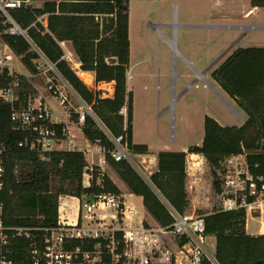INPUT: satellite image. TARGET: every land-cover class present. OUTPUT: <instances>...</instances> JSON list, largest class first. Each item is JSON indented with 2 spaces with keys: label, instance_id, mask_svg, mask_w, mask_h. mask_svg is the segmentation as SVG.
I'll list each match as a JSON object with an SVG mask.
<instances>
[{
  "label": "trees",
  "instance_id": "1",
  "mask_svg": "<svg viewBox=\"0 0 264 264\" xmlns=\"http://www.w3.org/2000/svg\"><path fill=\"white\" fill-rule=\"evenodd\" d=\"M13 1V0H4ZM23 5L7 7L17 26L25 32L12 34L15 25L0 11V34L3 42L21 58L27 70L39 74L40 54L55 65L72 89L88 104L108 133L123 136L128 151L150 154L147 144L134 143L132 136L133 103L127 87L126 74L130 63L129 1L130 0H20ZM253 7L264 6V0H252ZM31 4V5H30ZM70 41L81 63L82 71L95 73V82L114 81V93L103 97L101 91L90 89L80 79L71 63L65 59L60 42ZM50 72V71H49ZM51 74V72H50ZM211 77L242 112L244 120L237 125H224L216 118H204V138L200 145L184 150H161L156 153L157 168L147 181L123 159L115 161L109 153L114 144L91 115L86 116L82 132L91 143H100L105 158L130 191L142 197L147 212L161 225L174 222L170 205L184 215L191 206L187 189V155L204 157L212 175V190L221 192L222 160L243 151L255 173H264V46L238 47L211 72ZM16 89L15 108L34 97L29 79L20 74ZM8 82L6 73L0 76V86ZM127 104V127L120 108ZM12 107L0 100V144L4 167L0 200L4 206V223L9 226L50 227L57 224L61 199L67 196H96L101 193L121 194L114 181L99 166L89 168L82 150L54 149L48 158L20 145L28 137L26 131L15 128ZM73 120L77 114L72 111ZM64 124H58L61 128ZM258 163V167L255 164ZM91 173V185L84 184ZM99 180V182H98ZM161 193L162 198L157 194ZM205 232L215 237V258L219 264H264V234L251 235L245 229L243 210L224 211L214 207L201 213ZM31 241L18 239L11 258L15 262L29 259ZM203 264H211L205 261Z\"/></svg>",
  "mask_w": 264,
  "mask_h": 264
},
{
  "label": "built area",
  "instance_id": "2",
  "mask_svg": "<svg viewBox=\"0 0 264 264\" xmlns=\"http://www.w3.org/2000/svg\"><path fill=\"white\" fill-rule=\"evenodd\" d=\"M20 0H0V11L13 23L7 12V7L20 6ZM252 13L248 11L246 15ZM9 33L17 31V24ZM262 29L264 26L254 24L249 29ZM6 47H8L5 44ZM43 59L44 56L40 54ZM12 57H0V76L7 75L8 82L0 86V100L8 102L13 110L12 120L15 128L26 131L29 135L20 145H26L30 150L38 153L42 160L48 158V153L54 150V144L64 141L71 143L80 150L75 143L74 126L82 130L87 115H91L98 125L105 127L88 105L77 93L72 92L70 84L57 71L54 64L47 63L56 75L44 72L47 90L52 93L61 106V113L67 121L52 120L53 109L41 96L29 97L25 105L15 108L17 99L16 89L19 86V71L13 63ZM44 60H46L44 58ZM40 70V64L36 63ZM57 76V77H56ZM127 82L132 75L126 74ZM96 83V82H95ZM88 84V83H86ZM97 84V83H96ZM104 97H110L114 81L100 82L97 85ZM92 85V81L89 84ZM72 111L77 114L73 120ZM119 114L124 117V129L127 127L128 106L124 104ZM239 123L244 117L237 114ZM63 123L61 128L57 125ZM73 123V124H71ZM114 144L109 150L115 161L127 159L128 144L123 136L117 138L104 130ZM1 139V138H0ZM86 139V138H85ZM87 142H90L86 139ZM91 143V142H90ZM93 150L84 149L85 154H100L97 164L93 165L102 170L108 163L105 158L106 150L100 143H92ZM5 147L0 144V188L3 185L4 167L2 153ZM133 163V162H132ZM197 164V165H193ZM200 166L199 162L188 164V168ZM258 163L255 167H258ZM221 192L218 197V208L224 211L243 210L245 212V229L247 232L248 219L253 220L258 227L254 236L264 234V173H255L247 160V153L243 151L225 157L221 162L219 172ZM92 175L86 173L84 184L91 185ZM99 182V180H98ZM69 197V196H67ZM76 198L77 203L70 204L61 199L57 224L50 227L9 226L4 223V206L0 200V264H219L215 258V250H210V242L205 232V221L201 214L180 215L168 203L174 222L161 225L150 215H139L134 206L129 204L121 194L101 193L96 196L83 195ZM149 214V213H148ZM249 234V233H248ZM252 235V234H251ZM18 239L31 241L29 259L15 262L11 255L14 243Z\"/></svg>",
  "mask_w": 264,
  "mask_h": 264
},
{
  "label": "rangeland",
  "instance_id": "3",
  "mask_svg": "<svg viewBox=\"0 0 264 264\" xmlns=\"http://www.w3.org/2000/svg\"><path fill=\"white\" fill-rule=\"evenodd\" d=\"M43 1L38 0L32 4L40 6ZM250 9L253 12L246 15ZM252 24L264 26V6L253 7L252 0L129 1V68L132 80L127 82V87L133 103L134 143L147 144L155 154L161 150H185L191 145L202 143L206 115L229 125L240 124L237 114L243 117L242 112L214 82L211 72L237 47L264 46V30L257 28L247 31L243 28ZM173 40L175 43L172 47L169 42ZM237 40L235 46H232ZM5 55L12 57L10 63L14 64L20 74H30L26 77L34 89V96L43 97L50 105L53 109L52 120L67 121L68 118L61 113L58 100L46 87L44 72L49 71V62L44 58L40 59V73H30L21 58L5 46L0 34V57ZM194 69L204 74L205 79L233 109L204 81L195 79ZM54 71L50 70V75H56ZM198 77L203 79L202 74ZM72 130L80 150L90 149L92 144L85 140L82 130L76 126ZM53 148L76 149L67 141L54 144ZM129 156L132 165L149 181V171L152 172L154 168L146 170L138 154L129 152ZM149 160L151 158H147L144 165H149ZM96 161L97 158H92L89 154V162ZM200 161L199 158H193L189 160V165ZM194 167L199 178V193L208 203V208L197 206L194 202L197 194H194V189L193 192L189 190L191 206L186 214L210 212L219 203L211 187L210 168L205 159L200 162L199 168ZM109 174L124 199L135 207L140 217L150 216L142 197L132 193L116 172ZM196 176H188L189 185H195L192 181ZM65 198L70 204L77 203L76 198ZM257 231V224L248 219L247 233L255 235ZM209 242L210 250L214 251L215 238L210 237Z\"/></svg>",
  "mask_w": 264,
  "mask_h": 264
},
{
  "label": "crops",
  "instance_id": "4",
  "mask_svg": "<svg viewBox=\"0 0 264 264\" xmlns=\"http://www.w3.org/2000/svg\"><path fill=\"white\" fill-rule=\"evenodd\" d=\"M220 2V1H219ZM218 2V3H219ZM250 10H252V12H253V9H250ZM244 29L246 28L247 29V27H243ZM245 29V30H246ZM248 31V30H247ZM238 42V40L237 41H235L234 43H232V46H235V44ZM60 45L62 46V48H63V50H64V53H65V55H64V57H65V59H67L70 63L72 62V65H71V67L74 69V71L77 73V75L80 77V79L82 80V81H84V79H83V77L81 76V74H83V73H86V74H89L92 78H91V80H92V85L90 86L89 84H86V82L84 81V83H85V85L87 86V87H89L90 89H94V90H96L97 91V89L99 88H102L104 85H102V84H100V85H97L96 83H95V73L94 72H92V71H82V69H81V63L79 62V59H78V57H77V55L75 54V52H74V49H73V47H72V44H71V42L70 41H63V42H60ZM238 48V47H237ZM236 49V48H235ZM234 49V50H235ZM195 70V69H194ZM31 73V72H30ZM128 73L130 74V68L128 69ZM26 76H30V74L29 73H24ZM33 74V73H32ZM200 74H202L203 75V79H201L200 77H198ZM195 79L198 81V80H201V81H204L205 82V85H207V86H209V87H211L217 94H218V96H220V98L226 103V104H228L229 105V103L225 100V98L221 95V94H219V92L205 79V77H204V74L203 73H200L199 71H197V70H195ZM132 80V79H131ZM129 82V81H128ZM215 82V81H214ZM208 83V84H207ZM216 83V82H215ZM217 84V83H216ZM204 85V86H205ZM219 87V86H218ZM220 88V87H219ZM73 90V89H72ZM100 91V90H99ZM111 91H112V94H111V96L113 95V93H114V88H113V90L111 89ZM75 92V91H74ZM76 93V92H75ZM101 95H102V92H101ZM103 96V95H102ZM104 97V96H103ZM233 101V100H232ZM230 106V105H229ZM231 107V106H230ZM231 109H233L232 107H231ZM217 119V118H216ZM218 120V119H217ZM220 123H222V124H224V125H229V124H226V123H224V122H221L220 120H218ZM235 125H237V124H235ZM86 140V139H85ZM92 144V143H91ZM90 148V147H89ZM93 148H94V145L92 144V146H91V150H93ZM149 150H150V148H149ZM187 150V148L184 150V151H186ZM150 154H138L139 156H140V160H141V164L143 165V167L146 169V170H148V168H154V170L153 171H155L156 170V168H157V159H156V154L155 153H153V151L152 150H150ZM89 154L92 156V158H97V161H98V158L100 157V154H97V153H94V154H91V153H87L86 154V157H87V160H88V162H89ZM142 158V159H141ZM147 158H151V160H149L151 163L149 164V165H144V161L145 160H147ZM193 158H199L201 161L200 162H202V161H204V157L202 156V155H199V154H188L187 155V161H188V164H189V160H193ZM97 161L94 163V164H97ZM199 162V163H200ZM92 163V162H91ZM90 162H89V164H91ZM196 168H194L193 169V167L192 168H188V166H187V171H188V176L189 177H192L193 175H195L196 176ZM102 171L103 172H105L111 179H112V177L110 176V174H109V172H115V170L110 166V164L109 163H107L104 167H103V169H102ZM152 171V172H153ZM151 171H149V173L151 174L152 173ZM198 177L196 176L195 177V180L194 181H192V182H195V185L194 184H191L190 183V185H189V180L187 181L188 183H187V185H188V187H187V189H188V193H189V190L191 191L192 190V192H193V189H194V194H197L196 196H195V198H194V202L197 204V206H199V207H201V208H208V203L205 201V199L201 196V193H199L200 192V189H199V187H198ZM113 180V179H112ZM114 181V180H113ZM195 206V205H194ZM210 237H213V236H210ZM215 238V237H214ZM215 243H216V240H215ZM215 248V247H214Z\"/></svg>",
  "mask_w": 264,
  "mask_h": 264
},
{
  "label": "bare ground",
  "instance_id": "5",
  "mask_svg": "<svg viewBox=\"0 0 264 264\" xmlns=\"http://www.w3.org/2000/svg\"><path fill=\"white\" fill-rule=\"evenodd\" d=\"M17 30L19 31V29L17 28ZM170 43V45L173 47L174 46V40L173 41H170L169 42ZM81 76L83 77V79H84V81L86 82V83H88V84H90L91 83V76L89 75V74H86V73H83V74H81Z\"/></svg>",
  "mask_w": 264,
  "mask_h": 264
},
{
  "label": "water",
  "instance_id": "6",
  "mask_svg": "<svg viewBox=\"0 0 264 264\" xmlns=\"http://www.w3.org/2000/svg\"><path fill=\"white\" fill-rule=\"evenodd\" d=\"M21 5H23V3L21 4ZM31 5V4H30ZM13 23L15 24V22L13 21ZM17 28L19 29V31L17 30L16 32H14V33H19V34H22V35H25V32L23 31V30H21L18 26H17ZM53 66H55V65H53ZM84 82V81H83ZM99 120V119H98ZM157 194L162 198V195H161V193L160 192H158L157 191ZM164 199V198H163ZM165 200V199H164ZM166 202V201H165ZM167 203V202H166ZM253 264H263L261 261H256V262H254Z\"/></svg>",
  "mask_w": 264,
  "mask_h": 264
}]
</instances>
